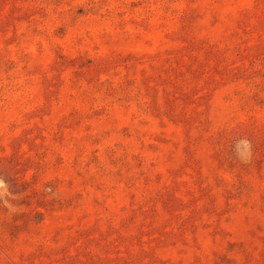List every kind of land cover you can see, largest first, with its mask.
I'll use <instances>...</instances> for the list:
<instances>
[{"label": "rangeland", "instance_id": "1", "mask_svg": "<svg viewBox=\"0 0 264 264\" xmlns=\"http://www.w3.org/2000/svg\"><path fill=\"white\" fill-rule=\"evenodd\" d=\"M0 264H264V0H0Z\"/></svg>", "mask_w": 264, "mask_h": 264}]
</instances>
